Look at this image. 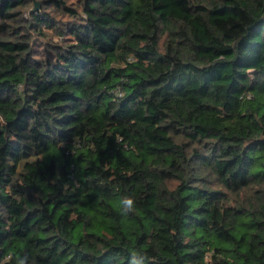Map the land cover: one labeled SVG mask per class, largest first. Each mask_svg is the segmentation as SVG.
<instances>
[{
	"label": "trees",
	"instance_id": "1",
	"mask_svg": "<svg viewBox=\"0 0 264 264\" xmlns=\"http://www.w3.org/2000/svg\"><path fill=\"white\" fill-rule=\"evenodd\" d=\"M0 264H264V0H0Z\"/></svg>",
	"mask_w": 264,
	"mask_h": 264
},
{
	"label": "clouds",
	"instance_id": "2",
	"mask_svg": "<svg viewBox=\"0 0 264 264\" xmlns=\"http://www.w3.org/2000/svg\"><path fill=\"white\" fill-rule=\"evenodd\" d=\"M122 203L124 209L127 211H131L133 209L134 201L131 198H125Z\"/></svg>",
	"mask_w": 264,
	"mask_h": 264
},
{
	"label": "rangeland",
	"instance_id": "3",
	"mask_svg": "<svg viewBox=\"0 0 264 264\" xmlns=\"http://www.w3.org/2000/svg\"><path fill=\"white\" fill-rule=\"evenodd\" d=\"M39 2V1H38ZM69 4L76 6L78 0H68Z\"/></svg>",
	"mask_w": 264,
	"mask_h": 264
},
{
	"label": "water",
	"instance_id": "4",
	"mask_svg": "<svg viewBox=\"0 0 264 264\" xmlns=\"http://www.w3.org/2000/svg\"><path fill=\"white\" fill-rule=\"evenodd\" d=\"M38 7H39V2H36L34 8L37 9Z\"/></svg>",
	"mask_w": 264,
	"mask_h": 264
}]
</instances>
